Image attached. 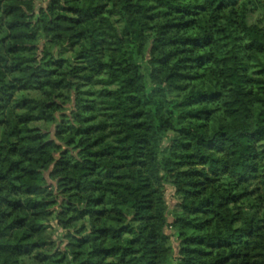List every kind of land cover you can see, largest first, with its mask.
Instances as JSON below:
<instances>
[{
    "label": "trees",
    "instance_id": "trees-1",
    "mask_svg": "<svg viewBox=\"0 0 264 264\" xmlns=\"http://www.w3.org/2000/svg\"><path fill=\"white\" fill-rule=\"evenodd\" d=\"M263 24L0 0V264H264Z\"/></svg>",
    "mask_w": 264,
    "mask_h": 264
},
{
    "label": "rangeland",
    "instance_id": "rangeland-1",
    "mask_svg": "<svg viewBox=\"0 0 264 264\" xmlns=\"http://www.w3.org/2000/svg\"><path fill=\"white\" fill-rule=\"evenodd\" d=\"M259 18H260V15H259L258 11H253L248 15V19H249L250 23H255L256 21H258ZM115 21H116V24L118 25V27H120V22L117 19V17H115ZM250 207L251 208H248V211L253 213L255 211V207H256L253 201H252V204H250Z\"/></svg>",
    "mask_w": 264,
    "mask_h": 264
}]
</instances>
